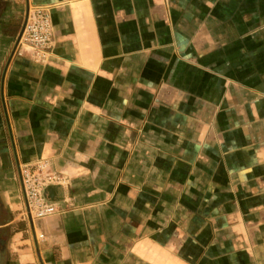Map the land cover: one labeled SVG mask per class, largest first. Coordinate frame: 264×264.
I'll use <instances>...</instances> for the list:
<instances>
[{
  "label": "crops",
  "instance_id": "obj_1",
  "mask_svg": "<svg viewBox=\"0 0 264 264\" xmlns=\"http://www.w3.org/2000/svg\"><path fill=\"white\" fill-rule=\"evenodd\" d=\"M0 264H264V0H0Z\"/></svg>",
  "mask_w": 264,
  "mask_h": 264
},
{
  "label": "built area",
  "instance_id": "obj_2",
  "mask_svg": "<svg viewBox=\"0 0 264 264\" xmlns=\"http://www.w3.org/2000/svg\"><path fill=\"white\" fill-rule=\"evenodd\" d=\"M53 24L50 10L45 7H30L25 15L21 36L16 39L18 55L29 52L35 61L43 62L53 45ZM18 175L24 201V217L31 221L56 215V204L46 198L45 190L59 183V177L48 170L47 162L33 166L19 165Z\"/></svg>",
  "mask_w": 264,
  "mask_h": 264
},
{
  "label": "water",
  "instance_id": "obj_3",
  "mask_svg": "<svg viewBox=\"0 0 264 264\" xmlns=\"http://www.w3.org/2000/svg\"><path fill=\"white\" fill-rule=\"evenodd\" d=\"M21 36V31H20V33H19V35H18V37H17V39H19V37Z\"/></svg>",
  "mask_w": 264,
  "mask_h": 264
}]
</instances>
